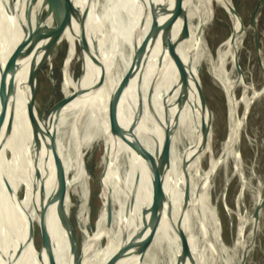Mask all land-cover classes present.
Wrapping results in <instances>:
<instances>
[{"label":"bare ground","instance_id":"obj_1","mask_svg":"<svg viewBox=\"0 0 264 264\" xmlns=\"http://www.w3.org/2000/svg\"><path fill=\"white\" fill-rule=\"evenodd\" d=\"M63 1L0 0L6 7L0 6V169L13 132L33 109L23 42L38 79L48 74L40 87L41 109L17 151L1 204L14 242L10 264H69L68 254L78 264H136L143 250L141 264H193L199 216L185 181L168 178L153 185L162 166L161 139L158 115L140 93L146 58L137 43L143 42L152 54L156 99L175 128L179 155L208 194L213 214L219 218L221 208L236 214L218 193L214 175L220 169L228 175L244 161L246 110L239 121L232 92L237 79L229 70L230 56L246 38L243 16L231 0H95L106 23L86 0H71L62 35L67 50L56 66L52 52L60 39L57 21ZM219 7L228 17V31L215 50L201 51L200 44L208 43L202 38L204 29ZM149 14L151 31L145 23ZM114 30L128 33L133 45ZM205 80L210 90L204 94ZM207 97L216 106L229 105L217 152L212 149L214 113ZM96 139L102 143L95 171L102 205L91 214L83 150ZM147 184L152 186L144 193L145 207L137 209L140 190ZM116 198L121 200L118 206ZM260 207L256 199L251 220ZM215 216L200 264H222ZM250 223L240 216L231 244L223 241L231 264H247L255 249L258 233L255 224L248 231ZM101 239L105 241L98 245Z\"/></svg>","mask_w":264,"mask_h":264},{"label":"rangeland","instance_id":"obj_2","mask_svg":"<svg viewBox=\"0 0 264 264\" xmlns=\"http://www.w3.org/2000/svg\"><path fill=\"white\" fill-rule=\"evenodd\" d=\"M172 1H173L172 3L175 2V0ZM231 1L243 16L245 28H246V38L244 40V43L240 44L238 52H235L229 58L230 60L229 70H232L234 79L235 80L237 79V86L234 87L232 90L234 97L238 100V103L235 106V110H234L235 117L240 121L246 110L244 119L242 120L244 129L242 130L241 133L242 135L241 143L243 146L244 161L240 162L239 167L237 166L236 168L233 167L234 169L232 171L230 170L231 172L229 171L228 175L224 172L223 169L218 170V172L215 173L214 175V177L216 176L215 181H216L217 191L218 193H221L224 203L225 202L230 203L231 207L237 211L236 214L229 215L226 213L225 208H221L219 220L222 225V230L220 229V234L222 235V240L226 242L228 245H230L232 238L235 234V229L237 227V223L239 222L240 216H242V219H249L251 223L247 225L248 231L251 228L252 224H255L256 225L255 228H257L258 234H257V239L253 245L255 249L252 250V253L249 255L247 264H264V0H231ZM63 6H64V1H63ZM94 14L99 16L106 23H108V18L107 20H105L100 14L97 13ZM145 23L146 26L148 27L150 24L149 15L146 17ZM141 25H142V21H141ZM228 28H229L228 17L225 14L224 10H222V8L219 7L217 8V12L214 17V20L204 29L202 38L204 40H208V43L206 45L200 44L201 51H205V50L207 51L210 48L215 50L217 44L222 39V36L225 33H227ZM117 31L118 30H114L116 35L121 40H123L118 35ZM123 41L126 42L125 40ZM56 50L57 49H55V51ZM66 50H67V43L66 41L62 40L60 44V48L57 50V53L55 55L57 56L56 66H58L59 60L63 57ZM260 55H262V57ZM224 69L226 70V67ZM238 69L240 70L241 73L238 71ZM239 76L241 78H238ZM204 78L205 76L203 75V79ZM47 79H48V74L42 75L39 79L40 85L41 86L44 85ZM207 90H210V88L208 87V84L205 80L203 82L204 94L206 93ZM90 96L92 101L93 100L92 92L90 93ZM141 96L143 98L142 94ZM155 97H156V92H155ZM206 99L207 102L210 104V107L214 113V118L212 121V128H211L212 149L214 152H217L220 147V143L223 140L226 133L229 105L228 103H224L216 106L210 101V98L207 97ZM87 107L88 105L86 106V109ZM128 126H130V124H128ZM159 137H160V133H159ZM83 151H84L83 158L85 157L88 158L89 162L91 163V169H88L87 163L85 161L87 172L89 175V186L91 192L90 198L92 202L91 207H89V212L92 214L99 211L102 205L100 190L95 185L96 166L102 152L101 140L96 139L91 141L84 148ZM119 161L122 165H124L125 159L122 154L119 156ZM201 163L203 168L207 167L206 164L207 161L205 157H203ZM189 173L190 176H192L190 169H189ZM225 176H229V178L227 183L223 184V180ZM192 178L194 177L192 176ZM177 180H182V179H177ZM243 185L245 190L241 192L240 188ZM256 199L261 200V207L258 211L257 217L253 218L254 219L253 221L251 220V213H252L254 201ZM120 204H121V200L119 198H116L115 206H118ZM80 236H81V231L77 233V237ZM207 237L208 234L203 243L201 255L206 245ZM197 239L198 237L196 232V245H197ZM104 241H105L104 239H101L98 242V245L103 244ZM35 245L36 247H38L37 244ZM152 255L153 252L150 251L148 259H150ZM201 255H200V260H201ZM222 257L225 258L227 264H231L225 251V244L224 247H221V254H220L221 263L224 264Z\"/></svg>","mask_w":264,"mask_h":264},{"label":"water","instance_id":"obj_3","mask_svg":"<svg viewBox=\"0 0 264 264\" xmlns=\"http://www.w3.org/2000/svg\"><path fill=\"white\" fill-rule=\"evenodd\" d=\"M71 0H64L63 11L59 16V21L57 22V29L60 32V39L57 44V48H60L61 41L63 40L62 35L65 32L66 23L69 15V6ZM90 10L94 13L100 14L105 20L107 17L100 9L99 5L95 0H86ZM2 10H5L6 7L3 3L0 4ZM5 15V13H4ZM150 17V14H149ZM5 18L11 23L9 16L5 15ZM153 29V22L152 18L150 17V24H149V31ZM54 32V31H53ZM118 35L125 40L129 45H133L134 41L128 33L123 31H117ZM141 46V48L145 52V63L141 68L140 72V79H139V89L141 94L143 95L144 101L153 108V110L158 115L157 125L159 127L160 139H161V149H162V166L160 170V176L157 177L158 179L155 181L153 185H157L158 183L166 181L168 178H176L182 179L186 182L187 187L190 192V201L194 208V211L198 212L199 216V227L197 231V245L195 249V258L193 264L200 263V255L203 243L206 239L208 234V225L209 221L215 215L212 212L210 202L207 196V193L199 186V184L190 176L189 168L187 161L179 155V151L175 146V128H173L171 122L167 118V115L160 107L159 103L155 97V64L152 58L151 52L147 49L145 44L137 43ZM22 49L24 54L27 57L28 64H27V78H28V94L29 99L32 103L33 109L32 113L26 120V122L16 131L13 132L9 144V150L4 160V163L0 169V252H1V264H10L11 259V245L14 243L11 239L8 231V222L3 215L1 214V204H3L4 199L6 198V192L9 184V179L11 175V171L14 167L16 154L18 149L22 146L25 136L32 126L33 122L35 121L39 110L41 109L42 100L40 96V82L38 79V75L34 70L33 59L27 49L26 43H22ZM52 52L53 56L56 55L57 50ZM181 59V57H180ZM84 154V151H83ZM85 163V160L83 158ZM86 165V164H85ZM152 185H145L141 188L139 193L138 205L137 209H144L145 202L143 199L144 193L146 190L151 187ZM86 190L88 191V195L90 194V186L89 182L87 184ZM216 218L220 229L222 230V225L219 218ZM119 237H121V232L119 233ZM219 244L221 247H224V243L222 240V235L219 234ZM145 255V251L141 253L139 259L137 260L136 264H141ZM223 262L227 264L224 257ZM68 261L69 264H78L73 256L68 254Z\"/></svg>","mask_w":264,"mask_h":264},{"label":"trees","instance_id":"obj_4","mask_svg":"<svg viewBox=\"0 0 264 264\" xmlns=\"http://www.w3.org/2000/svg\"><path fill=\"white\" fill-rule=\"evenodd\" d=\"M86 159V160H85ZM84 160L86 161L87 163V166H88V169H91V163L89 162L88 158H84Z\"/></svg>","mask_w":264,"mask_h":264}]
</instances>
